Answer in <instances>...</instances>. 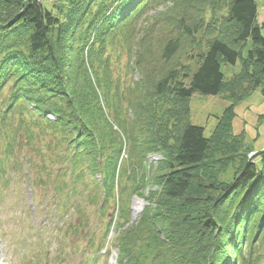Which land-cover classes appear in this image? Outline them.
I'll return each instance as SVG.
<instances>
[{"label":"trees","instance_id":"obj_1","mask_svg":"<svg viewBox=\"0 0 264 264\" xmlns=\"http://www.w3.org/2000/svg\"><path fill=\"white\" fill-rule=\"evenodd\" d=\"M201 1L197 14L178 22L183 39L162 54L168 63L187 41L186 63L157 75L144 39L153 34L137 24L159 0H0V193L11 186L16 147L30 142L40 152L42 143L57 164L56 182L41 164L45 190L64 200L87 192L100 211L117 201L107 235L118 264H264V148L250 161L248 145L232 132L235 105L258 89L264 96V23L256 0ZM140 38L134 56L142 78L128 100L104 54L113 42ZM86 57L105 71L90 76ZM238 62L227 80L224 65ZM196 94L231 103L211 137L191 122ZM126 147L135 159L127 170ZM233 168L231 179L221 178ZM128 196L146 203L133 222Z\"/></svg>","mask_w":264,"mask_h":264},{"label":"rangeland","instance_id":"obj_2","mask_svg":"<svg viewBox=\"0 0 264 264\" xmlns=\"http://www.w3.org/2000/svg\"><path fill=\"white\" fill-rule=\"evenodd\" d=\"M43 2L50 5L57 3V0H43ZM199 2L203 3L201 0H192L191 2L159 0V4L149 6L145 17L137 24L138 27L141 25L150 27V35L153 34L152 38L145 37L144 39L148 42L151 41L152 48L148 52L147 60L157 66L154 67L156 69L154 73L157 75L165 74L164 69H169L176 64L186 63L187 55L192 52L187 47V41H182L181 48L168 63L162 59V54L169 41L183 37L178 29V22L186 16L189 21L191 14H197V11L201 9L198 6ZM256 2L259 7V20L264 23V0H256ZM148 17L151 20L149 21L150 25L147 23ZM156 18H158L157 21ZM141 38L135 41L130 40L132 42H125L121 39L120 42H113L111 48L104 54L110 59L109 70L113 80H117L125 92L129 89L126 93L128 100L132 93L130 86L142 78L136 67L139 61L134 56L138 55L135 52H139L141 49ZM198 38L200 39V35ZM92 62L90 57L85 58L90 76L94 69L105 71V66L97 57H94ZM240 69V62L236 66L224 65L227 80L231 79ZM126 104L128 111V102ZM230 104L222 95L213 97L196 94L191 99V122L204 127L206 136L211 137L219 119ZM234 111L232 132L234 135L241 136L243 142L248 145V150L245 152L251 161L256 153L264 148V96L262 89L252 92L237 103ZM106 113L112 117L110 109L106 108ZM127 113L129 116H134L131 112ZM115 129L119 131L117 126ZM26 139H28L27 135L21 131L17 141L23 145ZM46 139L48 140V138ZM38 144L40 152L37 151L33 143L29 142L22 149L16 147L19 156L17 157V152H15V157L11 158L8 176L10 177L11 174L12 183L8 188L4 187L0 193V262L3 261L5 264H118V250L115 246H111L113 234L107 235L108 219L118 213L117 201L111 202L108 208L100 211V203L94 205L90 201L88 193L80 192L78 187L79 192L76 197L68 200H64L62 197L57 198L50 187L45 190L40 182L41 176L46 177L44 172L41 173L42 165L45 161L47 162V174L51 180L56 182L58 181L56 177L57 164L51 165L48 159L50 150L47 151V147L42 143ZM161 158L162 156L159 155L149 156L147 161L154 164ZM30 161L33 163L27 167ZM121 161L123 162L122 167L126 170L131 167L132 162H135V159H129L128 147H126ZM13 164H18V167L15 168ZM50 168L54 173L50 171ZM230 168H232L231 165L228 170ZM149 170L152 169L147 163L144 172H147L148 177ZM234 171L233 168L229 171L230 173L221 174V178L231 179ZM65 181L69 182V178L66 177ZM131 185L132 183L127 188L129 193L132 190ZM150 188L156 190L157 187L150 186ZM59 200L65 205L58 204ZM127 201L130 203L131 221L133 222L139 217L146 203L137 196H128ZM139 204H141V211L135 215V208Z\"/></svg>","mask_w":264,"mask_h":264},{"label":"bare ground","instance_id":"obj_3","mask_svg":"<svg viewBox=\"0 0 264 264\" xmlns=\"http://www.w3.org/2000/svg\"><path fill=\"white\" fill-rule=\"evenodd\" d=\"M141 211V204H139L136 208H135V215H138Z\"/></svg>","mask_w":264,"mask_h":264}]
</instances>
